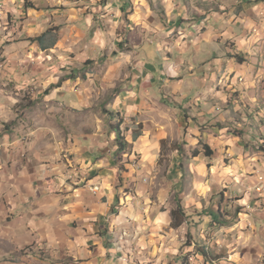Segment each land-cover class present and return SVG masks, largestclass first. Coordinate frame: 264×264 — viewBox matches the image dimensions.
I'll return each mask as SVG.
<instances>
[{"label":"crops","instance_id":"obj_1","mask_svg":"<svg viewBox=\"0 0 264 264\" xmlns=\"http://www.w3.org/2000/svg\"><path fill=\"white\" fill-rule=\"evenodd\" d=\"M104 107L140 170L115 159ZM172 123L214 152L174 187L185 218L228 217L192 216L193 247L264 264V0H0V264H179L185 228L147 183Z\"/></svg>","mask_w":264,"mask_h":264},{"label":"rangeland","instance_id":"obj_2","mask_svg":"<svg viewBox=\"0 0 264 264\" xmlns=\"http://www.w3.org/2000/svg\"><path fill=\"white\" fill-rule=\"evenodd\" d=\"M123 50H127L126 48H122ZM152 52V51H151ZM150 52V53H151ZM151 55V54H150ZM35 90H28L27 96L34 94ZM29 97V96H28ZM24 98V101L26 103H20L16 105L15 107V121L9 122L6 125H4L3 133L4 136L12 135V133L15 131V126L23 122L26 119V112L27 109H29L32 106L31 101L29 98ZM112 101L111 97L106 100V105ZM110 112L106 109V107L102 108L100 117L104 121V123L108 126V134L111 136V132L113 131L111 127H118L120 130V133L122 135H125L126 132L129 131L128 128H125L123 125V119H122V125H118V121L114 120L111 121L109 119V116L106 114ZM113 113V112H112ZM115 114V113H114ZM166 114L164 115L163 119H166ZM154 119V117H152ZM245 122H247L249 125H252V121H250L247 116H245L244 119ZM149 127L152 125V119H149L147 121ZM154 123V122H153ZM170 125V126H169ZM165 124V132L162 134V140L160 143V153L159 158L156 161V163L150 164V171L152 172L148 179V186L150 189V196L151 201L160 206V211H177L176 214V221H181L183 227L185 228L184 232H182L181 237H183V241L180 245L179 249V264H205L201 255L197 253V250L195 247H193L192 243H194V239L197 238V236L200 233V227L202 226V222H200V219L190 220L192 216L196 217H202L205 216L204 213L206 211H215L216 209L209 207L206 210L202 211L201 213L195 212L193 210H189L191 216L188 217H182V214L178 212V207H180V211L183 212V214L186 216V208L183 207L182 200L180 199V193L173 194L174 187L178 184L185 188V192L188 190V186L190 185V181L192 178V174L201 168L200 163L205 161V157L202 154L203 149V142L200 141V143L196 146L194 144H190V132L185 129L183 132L176 130L174 128L173 123L172 124ZM199 133L204 131V126H198ZM138 130H136L137 132ZM162 131V128L160 129ZM135 131H133L134 133ZM180 134V135H178ZM116 137L114 134L112 137ZM27 137H32V134H27V136H24L22 138V141L27 140ZM115 144V141L111 138V142L109 146H112V144ZM116 145V144H115ZM116 151L115 159L118 161L125 160V164L131 165L134 170H140V164L138 162V159L134 158L131 160V162H128L126 158L123 156L129 153V147L127 148V151L124 155L123 153H117ZM202 154V155H201ZM213 158V157H212ZM154 164V165H153ZM174 170V171H173ZM78 174V171L76 168L67 166V172L65 173V176L67 178V181H73L75 178V175ZM260 180V178H259ZM179 181V182H178ZM178 182V183H177ZM262 184V185H260ZM260 184L255 186L256 188L262 186L261 192L264 191V185H263V178L262 181L260 180ZM98 187V185L93 186ZM90 187V191H92V188ZM255 187H253V190L255 191ZM163 189H165L166 192L162 193ZM99 191V190H98ZM257 191V190H256ZM260 192V193H261ZM97 193V192H93ZM258 193V192H257ZM160 195V196H159ZM237 198L232 200V202H237ZM169 205H171L169 207ZM175 208L172 210V208ZM241 209L238 208L237 212ZM221 213V212H220ZM223 216L224 222L227 221V216H224L223 213H221ZM209 218V217H208ZM199 221V222H198ZM209 221L212 223V220L209 218ZM224 224V223H223ZM215 225V224H211ZM162 236V233H160ZM188 245H192L191 247H188ZM195 245L198 246V244ZM202 248V247H201ZM172 264V261L171 263Z\"/></svg>","mask_w":264,"mask_h":264},{"label":"trees","instance_id":"obj_3","mask_svg":"<svg viewBox=\"0 0 264 264\" xmlns=\"http://www.w3.org/2000/svg\"><path fill=\"white\" fill-rule=\"evenodd\" d=\"M236 60L238 62H242L238 58ZM106 114L109 116V119L111 121L117 120L118 121V125L119 126L122 125V119L120 118V116L118 114H114L112 112H108ZM111 128L116 133L115 144H116L117 151H118L117 153L118 154L119 153H125L127 151L128 145H129L128 142L125 140L124 136L120 133V130H119L118 127H111ZM213 153L214 152L210 149L209 146L203 145L202 154L204 155L205 158H212L213 157ZM180 210H181L180 207H178V212H180L182 214V217L184 218L185 215ZM176 214H177V211L176 212L172 211V218L174 220L176 218ZM204 215L209 217L212 220L213 224L221 225L222 223H224L223 216L221 215V213L219 211H216V212L215 211H206L204 213ZM198 251L202 255L203 259L207 261L208 258H207L206 251L204 249H202V248H200Z\"/></svg>","mask_w":264,"mask_h":264},{"label":"built area","instance_id":"obj_4","mask_svg":"<svg viewBox=\"0 0 264 264\" xmlns=\"http://www.w3.org/2000/svg\"><path fill=\"white\" fill-rule=\"evenodd\" d=\"M260 180L262 181V178H260ZM260 185H262V184H260ZM260 185H259V187H257V188L255 187V191L257 190L256 192H258V193H260L261 190H262V188H263V187L260 186ZM98 190H99V186H98V187H93V188H92V191H93V192H98Z\"/></svg>","mask_w":264,"mask_h":264}]
</instances>
